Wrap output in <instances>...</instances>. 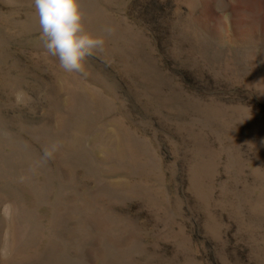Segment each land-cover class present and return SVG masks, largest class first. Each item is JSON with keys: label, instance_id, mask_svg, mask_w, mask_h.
<instances>
[{"label": "rangeland", "instance_id": "obj_1", "mask_svg": "<svg viewBox=\"0 0 264 264\" xmlns=\"http://www.w3.org/2000/svg\"><path fill=\"white\" fill-rule=\"evenodd\" d=\"M80 4L83 77L0 0V264H264V0Z\"/></svg>", "mask_w": 264, "mask_h": 264}, {"label": "clouds", "instance_id": "obj_2", "mask_svg": "<svg viewBox=\"0 0 264 264\" xmlns=\"http://www.w3.org/2000/svg\"><path fill=\"white\" fill-rule=\"evenodd\" d=\"M34 10L38 15L44 54L58 58L59 68L64 73L86 76V58L95 52H102L106 41L104 36L87 29L80 0H34ZM104 31L110 34L112 29L106 27ZM14 95L18 103L24 101L23 90H18ZM60 146V142L56 141L45 147L40 156L41 161L47 163L53 159ZM14 211L10 201L0 205V216L6 222L12 221ZM8 241L9 234L6 231L4 242L0 245V260H7L11 255Z\"/></svg>", "mask_w": 264, "mask_h": 264}]
</instances>
